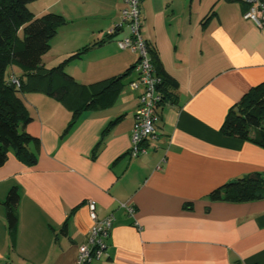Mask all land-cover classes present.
Instances as JSON below:
<instances>
[{
    "label": "crops",
    "instance_id": "obj_1",
    "mask_svg": "<svg viewBox=\"0 0 264 264\" xmlns=\"http://www.w3.org/2000/svg\"><path fill=\"white\" fill-rule=\"evenodd\" d=\"M181 1L141 2L143 35L178 83L146 154L129 153L139 101L128 85L136 72L113 100L81 110L70 128L75 108L89 99L85 88L69 102L23 92L32 119L20 127L36 137L34 160L12 150L0 166V264H75L93 225L88 200L100 218L115 216L108 247L93 264H264V198L211 197L228 182L264 179V148L222 132L231 108L264 82V27L244 19L240 0ZM120 11L109 23L81 27L98 45L81 57L85 71L65 67L80 84L119 76L138 61L117 44L127 28L106 34ZM15 187L11 229L6 199Z\"/></svg>",
    "mask_w": 264,
    "mask_h": 264
},
{
    "label": "trees",
    "instance_id": "obj_2",
    "mask_svg": "<svg viewBox=\"0 0 264 264\" xmlns=\"http://www.w3.org/2000/svg\"><path fill=\"white\" fill-rule=\"evenodd\" d=\"M32 1L34 0H0V166L6 162L12 150L24 161L32 163L34 160L29 145L36 137L20 127L22 123L26 124L32 119L21 95L23 92L45 91L69 102L76 89L85 88L90 94L89 99L83 106L75 108L73 119L69 123L70 128L81 110L98 106L99 101L113 100L124 84V78L135 67L134 65L119 76L84 86L65 67L69 61L81 58L87 47L56 66L46 67L43 64V55L50 49L59 27L65 24L64 17L52 12L36 16L28 6ZM150 52L157 73L164 78L162 89L166 102L172 98L170 90L176 88L178 83L160 66L157 51L151 46ZM15 63L25 71L24 76L19 77V87L9 79L8 67ZM85 91L81 93L84 95ZM222 132L228 136L249 140L264 148V82L253 87L231 108ZM211 197L236 201L264 198V179L256 174L254 177L228 182L215 189ZM19 199L18 189L12 188L6 199L7 219L11 229L18 220Z\"/></svg>",
    "mask_w": 264,
    "mask_h": 264
},
{
    "label": "built area",
    "instance_id": "obj_3",
    "mask_svg": "<svg viewBox=\"0 0 264 264\" xmlns=\"http://www.w3.org/2000/svg\"><path fill=\"white\" fill-rule=\"evenodd\" d=\"M121 9V22L108 31L114 35L123 28L128 29V34L117 40L121 49L131 50L138 54L134 72L137 77L129 83V87L138 94V107L135 113V122L132 130V145L130 155L137 157L149 151V142L159 136V123L161 110L165 103V94L162 89L164 78L156 71L152 60L150 45L142 32V0H123ZM247 5L243 13L244 19L251 20L257 27H264V0H240ZM10 82L16 86L21 85L20 78L14 73L9 76ZM87 205L93 221L87 240L79 248L75 264H93L100 259L108 247L114 225L115 216L110 214L100 218L97 212V203L88 200ZM128 213L133 216L136 208L124 205Z\"/></svg>",
    "mask_w": 264,
    "mask_h": 264
},
{
    "label": "rangeland",
    "instance_id": "obj_4",
    "mask_svg": "<svg viewBox=\"0 0 264 264\" xmlns=\"http://www.w3.org/2000/svg\"><path fill=\"white\" fill-rule=\"evenodd\" d=\"M121 1L122 6H124L123 0H34L30 2L29 9L36 16L52 12L61 14L64 17L63 23L65 24L59 27L50 49L43 56L47 65L53 67L64 62L68 58L66 52L73 55L82 51L85 47L88 48L84 54L85 56L91 52L98 43H95L94 40L96 39L92 38L90 34H82L81 27L84 26L87 29L91 25L109 23L113 17L112 15L120 11ZM181 2L188 4L190 0ZM118 22H121V18L118 19ZM107 30L109 31V29ZM107 30L106 34L108 35ZM88 39L93 42L86 44L85 42ZM86 61V59L79 60L77 58L69 61L68 64L72 63L78 70L85 71L87 69ZM12 68L20 77L24 76L25 71L18 63L8 67V72ZM22 96H24V93H22Z\"/></svg>",
    "mask_w": 264,
    "mask_h": 264
}]
</instances>
